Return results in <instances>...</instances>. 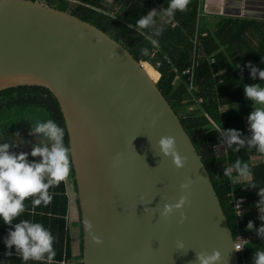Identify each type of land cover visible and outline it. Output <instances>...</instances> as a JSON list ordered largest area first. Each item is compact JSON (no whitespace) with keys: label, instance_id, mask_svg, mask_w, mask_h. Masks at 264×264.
Instances as JSON below:
<instances>
[{"label":"water","instance_id":"water-1","mask_svg":"<svg viewBox=\"0 0 264 264\" xmlns=\"http://www.w3.org/2000/svg\"><path fill=\"white\" fill-rule=\"evenodd\" d=\"M198 58L196 49L195 71ZM145 64L70 12L40 0H0V92L45 87L65 118L81 223L90 220L102 240L95 244L81 224L80 261L196 264L198 252L218 250L219 264H240L208 169ZM163 136L175 137L177 150L187 158L183 168L160 154ZM188 178L184 222H179L181 211L163 218L164 204L185 194L180 185Z\"/></svg>","mask_w":264,"mask_h":264},{"label":"trees","instance_id":"trees-1","mask_svg":"<svg viewBox=\"0 0 264 264\" xmlns=\"http://www.w3.org/2000/svg\"><path fill=\"white\" fill-rule=\"evenodd\" d=\"M60 1L63 3L61 7H53L95 25L123 44L137 60L147 62L144 65L146 71L155 82L160 81V90L176 111L208 169L234 237L241 231L258 230L256 227L260 222V211L256 204L261 199L258 192L264 189V160L255 161V158H261L264 154L257 152L255 148L250 149L247 145L239 151L234 150L236 145L228 148L220 133L222 129H235L241 132L242 138L251 135L247 118L254 109L252 102L245 98L244 86L262 82L258 77L255 80L251 78L247 65L251 63L264 70V22L217 17L214 23L206 20L204 16L199 31L200 1L191 0L187 11H177L171 23L162 24L157 18L156 27L163 31L159 37H155L152 35L154 29L137 31L136 21L152 9L159 13L168 6L169 0H161L160 7L149 0ZM175 23L177 26H174ZM254 37L258 39L254 40ZM153 39L155 44L152 43ZM142 48H148L149 55H142ZM196 49H199V58L195 71ZM186 71L192 74L183 75ZM198 100H202V103L199 104ZM38 111L45 116H40ZM42 118L46 121L52 119L64 129V142L70 148L64 115L50 90L41 86H19L0 92V134H6L1 143L20 145L10 148V152H31L28 142H31L29 133L32 121L40 122ZM32 143L35 144L34 139L31 145ZM238 159L242 164H248L251 170L247 180L240 178L237 173L231 177L224 176V169L234 165ZM29 161L31 162L30 159ZM71 168L69 179L76 188L72 161ZM233 177L237 178V184H233ZM251 184L256 187L249 186ZM49 194L52 200L48 205L42 203L34 206L32 198L26 199L25 211L13 223L29 220L42 224L51 232L56 252L51 264H83L80 261L83 246L81 213L77 205L74 209L80 226L81 252L80 257H76L74 226L71 222L73 206L68 181L50 188ZM233 195L246 198L240 217L234 211ZM249 221L253 222L252 230L246 227ZM10 230H14V227L0 220V264H44L32 260L23 261L15 254L14 246L9 250L4 239ZM257 250H264L261 241L248 243L244 251L239 253L240 262L254 264L253 254ZM8 251L12 255H7Z\"/></svg>","mask_w":264,"mask_h":264},{"label":"clouds","instance_id":"clouds-1","mask_svg":"<svg viewBox=\"0 0 264 264\" xmlns=\"http://www.w3.org/2000/svg\"><path fill=\"white\" fill-rule=\"evenodd\" d=\"M190 2L191 0H169L168 6L161 9L159 13L156 9L150 10L147 15L141 16L136 21L137 31L154 29L152 35L159 37L163 29L156 27L157 18L162 24L171 23L177 11H187ZM152 43L155 44L156 41L153 39ZM140 51L144 56L149 55L148 48H142ZM247 67L250 69L253 80L258 77L259 80L264 81V70L256 68L251 63ZM244 95L246 99L252 102L254 109L248 116L251 135L242 138L241 132L235 129H222L220 137L228 148L236 145L235 151H239L247 145L250 149L255 148L257 152L264 154V87L259 83L246 84ZM256 105L259 107H255ZM29 134L43 139V144H34L30 153L20 152L16 154L10 152L9 149L20 145L8 142L0 143V220L4 224L14 227V230H10L4 239L9 250L14 246L15 254L19 255L25 262L32 260L51 264L56 255L53 247L54 237L51 232L40 223L21 220L14 224L13 221L25 211L24 202L26 199L32 198L34 206L51 203L52 196L49 194V189L58 186L70 176L71 149L65 145L64 129L52 119L32 124ZM158 146L160 154L164 157H170L177 169L184 167L187 158L177 150L175 137H161ZM29 155L39 158V162H30ZM116 162H118V157ZM233 168L238 176L244 180H247L251 175L248 164H242L238 159L233 166L224 169V176L231 177ZM191 185L192 180L190 178L180 185L185 194L181 195L174 204H164L160 213L163 218L167 219L175 211H181L186 204H190L187 193ZM249 186L256 187L254 184ZM258 195L261 199L256 207L261 213H264V207H261L264 205V189H260ZM185 218L181 211L179 222L183 223ZM260 219L264 220V215H261ZM82 224L95 244L102 243V240L94 235L90 220L84 219ZM246 227L248 230H252L254 228L253 222L249 221ZM258 235L264 238V226L258 229ZM233 247L237 252L242 249L239 245ZM177 248L184 249L182 241L177 242ZM7 255H12V252L8 251ZM253 256L254 264H264V250H257ZM220 260L221 253L218 250H213L211 254L200 251L196 256V264H219Z\"/></svg>","mask_w":264,"mask_h":264},{"label":"crops","instance_id":"crops-1","mask_svg":"<svg viewBox=\"0 0 264 264\" xmlns=\"http://www.w3.org/2000/svg\"><path fill=\"white\" fill-rule=\"evenodd\" d=\"M111 2L112 0H107ZM154 1L157 4V7H160L159 2L161 0H149ZM199 10L200 4L202 0H199ZM204 1V2H203ZM203 16L202 20L205 16V19L211 22H216L217 17H230V18H240V19H248L254 20L258 22H264V0H203ZM199 20V15H198ZM177 26V23H175ZM174 24V26H175ZM247 126H248V119H247ZM249 130V128H248ZM264 160V155L260 157H256L255 161ZM240 180V179H239ZM69 183V192L70 196H72L73 190V182L72 180H66ZM72 199V198H71ZM73 210L71 212L72 215L75 213V203H72ZM264 215V213H259ZM259 217V225L256 227L259 229L261 226H264V220H261ZM75 230V228L73 229Z\"/></svg>","mask_w":264,"mask_h":264},{"label":"rangeland","instance_id":"rangeland-1","mask_svg":"<svg viewBox=\"0 0 264 264\" xmlns=\"http://www.w3.org/2000/svg\"><path fill=\"white\" fill-rule=\"evenodd\" d=\"M40 1H42L43 3H45V4H48V5H50V6H58V7H61V5H63V3L60 1V0H40ZM50 3V4H49ZM70 11V10H69ZM258 39V37H254V40H257ZM261 86L262 87H264V81H262L261 83ZM255 107H259V105H256ZM38 112H40L39 114H40V116H45L44 114H43V112H41V111H38ZM28 117H30V116H28ZM34 119V118H33ZM248 119V118H247ZM35 120V119H34ZM44 121H46V119H43L42 118V120H40V122H44ZM33 123H35V121H32V124ZM32 128V127H31ZM248 128H249V125H248ZM5 135L6 134H3V133H1L0 134V143L2 142V139H4L5 140ZM30 135V134H29ZM30 141L32 142V139H34L35 140V144H43V139L42 138H37L36 136H33V135H30ZM20 140H22L23 142L25 141L24 139H22V138H20ZM20 142V141H19ZM31 142H28V145H30L29 146V149H30V151L32 150V146L34 145V143H32V145H31ZM20 143H22V142H20ZM219 150H222V149H220V147H219ZM30 153V152H29ZM29 157V159L31 160V162L32 161H36V162H39V158H34V157H31V155H29L28 156ZM71 170H72V168H71ZM74 185V184H73ZM73 190H74V186H73ZM75 194H76V190H74V192H73V194H72V196H71V198H72V200H73V203H75V207H77V199H76V197H75ZM78 214L76 213V211H75V213H74V215H72L71 214V222H72V224H73V226H74V228H75V230H74V241H75V251H76V257H80V252H81V248H80V240H81V235H80V226L78 225Z\"/></svg>","mask_w":264,"mask_h":264},{"label":"built area","instance_id":"built-area-1","mask_svg":"<svg viewBox=\"0 0 264 264\" xmlns=\"http://www.w3.org/2000/svg\"><path fill=\"white\" fill-rule=\"evenodd\" d=\"M156 1V0H155ZM176 26V24H175ZM192 73L190 71H186L183 73V75H191ZM191 85H192V88L194 86V79L191 81ZM191 88V90H193ZM198 103L201 104L202 103V100H198ZM233 166V165H231ZM230 167V166H229ZM236 173L235 169L233 168V172H232V175L233 176L234 174ZM238 180L237 178L233 177V184H237ZM234 196V195H233ZM246 203V198L244 197H236L234 196L233 197V200H232V204L234 205V211L236 213V215L238 217H240L243 213V210H244V205ZM235 245H239L240 247H242V249L238 252V253H241L244 251L246 245L248 243H250L251 241H261L263 243V247H264V238H262L261 236L258 235V230H255L253 232H243L241 231L240 234L235 238ZM240 264H245V263H241Z\"/></svg>","mask_w":264,"mask_h":264},{"label":"bare ground","instance_id":"bare-ground-1","mask_svg":"<svg viewBox=\"0 0 264 264\" xmlns=\"http://www.w3.org/2000/svg\"><path fill=\"white\" fill-rule=\"evenodd\" d=\"M145 71H146V69H145ZM147 72V71H146ZM147 74H148V72H147ZM149 75V74H148ZM150 76V75H149ZM151 77V76H150Z\"/></svg>","mask_w":264,"mask_h":264}]
</instances>
